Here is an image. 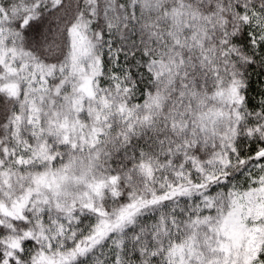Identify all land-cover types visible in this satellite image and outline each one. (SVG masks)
Returning <instances> with one entry per match:
<instances>
[{
  "label": "snow or ice",
  "instance_id": "1",
  "mask_svg": "<svg viewBox=\"0 0 264 264\" xmlns=\"http://www.w3.org/2000/svg\"><path fill=\"white\" fill-rule=\"evenodd\" d=\"M0 264H264V0H0Z\"/></svg>",
  "mask_w": 264,
  "mask_h": 264
}]
</instances>
